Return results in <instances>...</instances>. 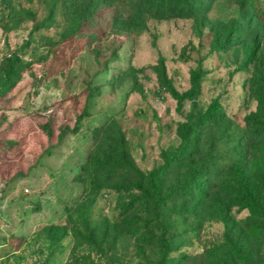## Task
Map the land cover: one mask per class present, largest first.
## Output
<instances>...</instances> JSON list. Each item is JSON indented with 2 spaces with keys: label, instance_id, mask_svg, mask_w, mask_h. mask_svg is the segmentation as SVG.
I'll use <instances>...</instances> for the list:
<instances>
[{
  "label": "rangeland",
  "instance_id": "rangeland-1",
  "mask_svg": "<svg viewBox=\"0 0 264 264\" xmlns=\"http://www.w3.org/2000/svg\"><path fill=\"white\" fill-rule=\"evenodd\" d=\"M148 1L0 0V264H264V0Z\"/></svg>",
  "mask_w": 264,
  "mask_h": 264
},
{
  "label": "trees",
  "instance_id": "trees-1",
  "mask_svg": "<svg viewBox=\"0 0 264 264\" xmlns=\"http://www.w3.org/2000/svg\"><path fill=\"white\" fill-rule=\"evenodd\" d=\"M147 2H149L148 0H144V3H147ZM176 3L178 4H180V3H182V2H178V1H176V2H173L172 3V7L170 8L172 11H174L175 10V8H176ZM257 4L258 5H260L261 6V2L259 1V0H257ZM181 5H184V4H181ZM148 9H151L150 7L148 8ZM153 12V14H157V15H163V13H160L158 10H152ZM191 86H190V89L186 92V94H191V93H193L196 89H197V86H198V79H199V75H198V73L197 72H192L191 73ZM216 110V105L213 103L211 106H210V108H209V111H208V113L210 112V111H215ZM152 186H153V189L155 190L156 189V187H155V183L152 181Z\"/></svg>",
  "mask_w": 264,
  "mask_h": 264
}]
</instances>
